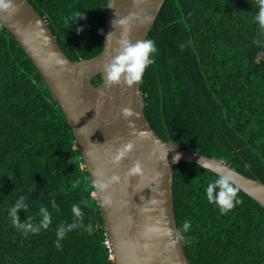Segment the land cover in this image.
I'll list each match as a JSON object with an SVG mask.
<instances>
[{
  "label": "trees",
  "instance_id": "obj_1",
  "mask_svg": "<svg viewBox=\"0 0 264 264\" xmlns=\"http://www.w3.org/2000/svg\"><path fill=\"white\" fill-rule=\"evenodd\" d=\"M28 1L70 60L102 53L108 0ZM76 12L86 19L77 22ZM257 12L255 0H166L147 37L157 52L141 90L145 116L163 140L264 182V34ZM174 172L177 227L191 264H264V208L239 190L242 203L222 214L205 192L216 173L189 162ZM22 195L29 207L21 220L39 223V208L47 207L48 230L25 236L12 226L9 209ZM74 204L93 231L77 228L57 248V226L73 221ZM103 224L62 109L0 22V264H114Z\"/></svg>",
  "mask_w": 264,
  "mask_h": 264
},
{
  "label": "water",
  "instance_id": "obj_2",
  "mask_svg": "<svg viewBox=\"0 0 264 264\" xmlns=\"http://www.w3.org/2000/svg\"><path fill=\"white\" fill-rule=\"evenodd\" d=\"M165 1L108 0L102 53L76 62L64 53L28 0H22V9L11 17L0 15V22L29 56L62 109L93 185L119 177L103 192L94 187L114 264H191L182 239L176 237L174 169L189 162L214 173L217 167L234 170L223 160L183 150L174 140L159 137L145 116L141 82L131 88L106 86L102 64L117 46L120 30L112 23L116 14H134L131 39L142 40L149 36ZM98 76L102 81L95 85ZM125 108L133 114L125 117ZM129 142L133 151L119 165L113 163L117 150ZM135 161L141 162L143 174L130 177L127 173ZM235 172L239 190L264 208V182ZM105 197L110 203H105Z\"/></svg>",
  "mask_w": 264,
  "mask_h": 264
},
{
  "label": "clouds",
  "instance_id": "obj_3",
  "mask_svg": "<svg viewBox=\"0 0 264 264\" xmlns=\"http://www.w3.org/2000/svg\"><path fill=\"white\" fill-rule=\"evenodd\" d=\"M255 6L258 7L255 20L259 25L261 33L264 34V0H255ZM22 7V0L20 3H17L16 0H0V15L11 17L12 15L18 13ZM74 15L79 18L77 22L80 19H86L85 15L80 12H76ZM133 19L134 14H129L127 17H120L116 14V18L112 22L113 27L120 30V35L117 39V46L114 49V53L110 55L102 64V71L108 88L120 85H126L131 88L142 81L147 68L155 62L153 55L157 52V48L155 42L151 38L136 41L131 39L130 26ZM146 19L150 22L151 17H147ZM115 34V32L110 33L107 36V40ZM253 43L258 44L259 41L254 40ZM101 95H103V93H101ZM132 114L131 109H123V115L125 117H129ZM136 116L139 118L138 113H136ZM133 148L134 145L131 142L124 144L112 157V162L119 165L126 155L133 151ZM174 159L178 161L180 156L177 155ZM215 171L217 179L209 182L207 185L205 189L206 197L209 203L215 204L222 214H226L234 209L237 204L242 203V201L238 199L239 188L236 186L237 173L234 170H228L223 167H217ZM142 174V164L140 161H135L127 173L130 177ZM97 175H99V173ZM118 181L119 177L113 176L110 181H97L93 186L103 192L108 188L109 184ZM105 203H110L109 197H105ZM51 205L52 208H56L54 200L51 202ZM28 207L29 205L23 195L16 200L14 205L9 209L12 226L25 236L28 234L36 235L39 234L41 230H48L52 224V216L48 208L44 206L39 208L40 220L39 223H36L35 218L32 216H27L26 219L21 220L19 213L21 211L26 212ZM71 211L74 217L73 221L67 224L61 223L57 226V240L55 243L57 248L61 247L60 241L66 237L67 233L72 232L77 228H83L90 234L93 231V226L91 224L86 226L83 224V212L79 204H74ZM189 228L190 222H184L182 230L188 231ZM168 232L171 234L172 230L169 229ZM176 237L177 239H182L181 230L176 231Z\"/></svg>",
  "mask_w": 264,
  "mask_h": 264
},
{
  "label": "rangeland",
  "instance_id": "obj_4",
  "mask_svg": "<svg viewBox=\"0 0 264 264\" xmlns=\"http://www.w3.org/2000/svg\"><path fill=\"white\" fill-rule=\"evenodd\" d=\"M100 33H103V30H100Z\"/></svg>",
  "mask_w": 264,
  "mask_h": 264
}]
</instances>
